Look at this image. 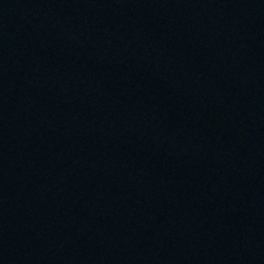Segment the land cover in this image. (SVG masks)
Instances as JSON below:
<instances>
[{"label": "water", "instance_id": "obj_1", "mask_svg": "<svg viewBox=\"0 0 264 264\" xmlns=\"http://www.w3.org/2000/svg\"><path fill=\"white\" fill-rule=\"evenodd\" d=\"M0 264H264V0H0Z\"/></svg>", "mask_w": 264, "mask_h": 264}]
</instances>
